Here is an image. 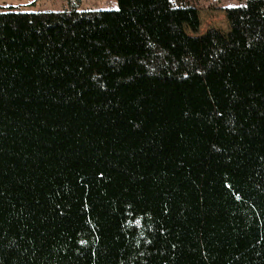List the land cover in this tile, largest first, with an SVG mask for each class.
<instances>
[{
	"label": "trees",
	"instance_id": "16d2710c",
	"mask_svg": "<svg viewBox=\"0 0 264 264\" xmlns=\"http://www.w3.org/2000/svg\"><path fill=\"white\" fill-rule=\"evenodd\" d=\"M116 2L0 10V264H264V0Z\"/></svg>",
	"mask_w": 264,
	"mask_h": 264
},
{
	"label": "rangeland",
	"instance_id": "374dc122",
	"mask_svg": "<svg viewBox=\"0 0 264 264\" xmlns=\"http://www.w3.org/2000/svg\"><path fill=\"white\" fill-rule=\"evenodd\" d=\"M198 9L200 27L199 34H203L209 28H215L223 33L229 30V24L225 16V8L229 5H239L244 0H184ZM13 8L26 12L44 11H69L76 9L99 10L116 9V0H0V10ZM191 34L190 31L187 30Z\"/></svg>",
	"mask_w": 264,
	"mask_h": 264
},
{
	"label": "snow or ice",
	"instance_id": "6c2138e0",
	"mask_svg": "<svg viewBox=\"0 0 264 264\" xmlns=\"http://www.w3.org/2000/svg\"><path fill=\"white\" fill-rule=\"evenodd\" d=\"M234 5H229V7H233Z\"/></svg>",
	"mask_w": 264,
	"mask_h": 264
}]
</instances>
